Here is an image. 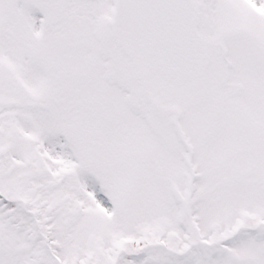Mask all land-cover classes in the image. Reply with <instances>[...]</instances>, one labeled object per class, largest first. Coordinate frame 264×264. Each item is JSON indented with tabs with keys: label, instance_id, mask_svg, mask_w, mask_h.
I'll return each instance as SVG.
<instances>
[{
	"label": "snow or ice",
	"instance_id": "6c2138e0",
	"mask_svg": "<svg viewBox=\"0 0 264 264\" xmlns=\"http://www.w3.org/2000/svg\"><path fill=\"white\" fill-rule=\"evenodd\" d=\"M0 264H264V0H0Z\"/></svg>",
	"mask_w": 264,
	"mask_h": 264
}]
</instances>
